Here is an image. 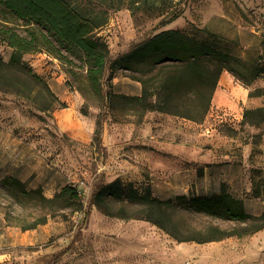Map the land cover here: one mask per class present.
I'll return each instance as SVG.
<instances>
[{
	"label": "rangeland",
	"instance_id": "1",
	"mask_svg": "<svg viewBox=\"0 0 264 264\" xmlns=\"http://www.w3.org/2000/svg\"><path fill=\"white\" fill-rule=\"evenodd\" d=\"M82 2L90 4L89 0ZM181 8L183 14L163 27L161 24L168 20L170 8L152 13L123 5L110 11L108 24L99 30V36L107 41L112 59L161 30L177 29L201 41L216 43L248 66L264 61V0H184ZM12 51L0 43V56L5 62H9ZM43 53L26 54L24 60L27 68L48 84L55 97L46 91H43L46 101L25 97L30 83L18 71H7L0 77V139L23 140V146L33 153L32 158L28 154L22 156L21 150L13 157L6 155L13 160L18 176L5 175L2 168L0 171V264H264V230L213 243H179L150 222L108 216L93 207L91 197L95 188L117 178L133 182L141 194L148 188L153 196L165 201H175L184 191L177 193V180L169 176L171 171L159 169L163 168L159 161L151 164L147 160L154 168L152 171L133 167L122 171L113 166L116 156L107 153L103 140L107 122L119 123L122 127L136 122L131 113L109 110L106 99L110 92L123 89L135 92L142 87L131 78V73L118 70L110 80V71H107L102 92L98 94L88 82L81 62L69 71L71 68L59 59ZM234 66L242 79L249 78L243 65ZM223 73L214 97L218 91V96L226 95L228 104L234 100L237 107L219 106L231 113L223 122L213 114L215 108L210 110L196 132V145L191 153L212 164L231 161L235 166L233 177L239 184L234 186L235 192L243 197L250 214L261 216L264 213V126H250L242 120L245 109L264 107V75L251 82L244 79L243 83L230 71ZM231 80L235 86L225 94L222 91ZM47 103H50L49 110L41 111L39 104L46 106ZM60 112H68L62 121H74L77 128L64 130L57 115ZM155 122L165 124L161 120ZM142 123L136 127L139 129ZM171 129L172 133L174 129ZM132 132L133 140L143 136V131L133 129ZM171 133H165L168 139ZM139 147L143 148L139 150ZM159 148L171 150L150 142L149 145L139 143L135 150L130 148L132 157L130 153L126 155L129 166L138 162L139 155L152 154L159 159L162 157ZM6 177L21 180L28 191L40 188L48 199L64 187L73 186L82 196L84 209L75 211L55 205L56 215L51 217L52 204L17 196L3 184ZM197 189H202L201 185ZM126 204L129 212L139 207ZM122 206L121 202L111 204L114 210ZM170 211H174L170 212L171 218L182 230L202 229L209 224L223 229L241 225L186 211L180 205ZM44 215H48L45 224L23 229L40 222Z\"/></svg>",
	"mask_w": 264,
	"mask_h": 264
},
{
	"label": "trees",
	"instance_id": "2",
	"mask_svg": "<svg viewBox=\"0 0 264 264\" xmlns=\"http://www.w3.org/2000/svg\"><path fill=\"white\" fill-rule=\"evenodd\" d=\"M82 1L0 0V43L13 50L9 62L0 56V77L7 71L24 74L30 83V88L24 92L28 99L36 101L39 97L46 101L43 91L55 97L48 84L28 69L24 60L26 54L43 52L50 58L59 59L71 68L69 71L77 67L78 61L81 62L88 82L98 94L102 92L107 71H110V80L118 70L131 73V78L142 86L141 95L110 92L106 95L107 107L111 111L120 109L131 113L138 125L149 112L202 122L210 111L225 70L243 83L244 79L251 82L264 75L263 60L248 66L235 55L220 49L216 43L201 41L177 29L161 30L112 59L107 41L99 36V30L108 24L111 10L128 5L132 10L162 13L170 8L168 20L161 24L164 27L183 14L181 5L184 0H89V5ZM234 65H243L250 74L249 78L242 79ZM37 88L39 91L36 92ZM49 107L50 103L46 106L39 104L41 111H47ZM242 123L264 126V107L245 109ZM3 184L17 196L52 204L51 217L56 215L55 205L75 211L84 209L79 190L70 185L48 199L40 188L28 191L17 178L6 177ZM113 202H121L123 206L114 210L111 207ZM126 202L139 207L129 212ZM91 205L108 216L150 222L179 243H213L264 230V213L261 216L250 214L244 201L225 188L211 197L180 195L175 201H165L153 196L148 188L145 194H141L133 182L117 178L95 188ZM179 205L186 211L241 225L223 229L209 224L202 229L182 230L170 213ZM47 219L48 215H44L40 222L23 229L45 224Z\"/></svg>",
	"mask_w": 264,
	"mask_h": 264
},
{
	"label": "crops",
	"instance_id": "3",
	"mask_svg": "<svg viewBox=\"0 0 264 264\" xmlns=\"http://www.w3.org/2000/svg\"><path fill=\"white\" fill-rule=\"evenodd\" d=\"M41 55L46 56L44 54ZM224 74L225 73H223V75ZM234 86L235 84L231 80L226 84V90L224 89L222 92L227 94L228 92H231L230 88ZM220 88L221 85H219L218 90ZM141 91L142 87H138L135 92L123 89L116 90L115 93L140 96ZM217 93L218 91L216 92V95L212 101L210 110L219 106H231L234 108L237 107V104L234 100L232 103L230 102L228 104L229 98L226 97V95L218 96ZM63 99L65 100L66 98ZM65 113L67 114L68 112H60L59 114H57L59 117V121H61V127L66 131L77 128V124H75L74 121H71L70 123L62 121V119L66 115ZM71 115H73L74 118V114L72 113ZM145 118V122L142 123L143 125L139 129L136 127L137 124L134 122H130L128 126L127 124H125L124 127H122V124L119 123L107 122L104 128L103 140L104 146L107 147V153H113V155L116 156V158H114L113 160L115 161L113 166L119 167L118 169L122 171H130L131 167L143 171H152L154 169L151 166L152 162L159 161L161 167H163L159 169H161V171H171L169 172V176H174V178L177 180V185L175 188L178 191L177 193L184 191L182 192L184 193L182 195H198L203 197H211L214 194L219 193L222 188H225L235 197H241L240 199H243V197L240 194H237V192H235L236 190L234 189V186L238 187L239 184L235 182L236 179L233 177L235 166L231 161L221 162L220 164H212L213 162H209L207 161V159H197L195 155L191 153L196 145L194 143L196 132L198 128L202 126V123L204 121L194 122L177 116L158 112H149L148 115L145 116ZM154 120L164 121L165 124H158ZM171 128L174 129L172 133ZM133 129L134 131H136V129L137 131H143L141 133V135L143 136L138 139L135 137L133 140L131 136L133 135ZM169 132L172 134L170 135V139H168L167 135L165 134ZM149 142L156 143L161 146L163 145V147H170L171 150L159 148L158 151L162 153V155H160L162 157H159V159H156V156L152 154H150L149 156L139 155L140 159L137 160L138 162H132L129 166L130 161L128 160V156L126 155L130 153L129 156L132 157L130 148L131 150H135L137 149L139 143L149 145ZM23 145H25L23 143V140L17 138L0 139V171H3L1 170V168L4 169L3 172L5 175L13 177L18 176L17 170L13 168L16 167L15 164H13V160L7 159L6 155L13 157L15 156L16 151L21 150V152L23 153L22 156L28 154V156L32 158L33 153L30 152L31 149H29L28 147H24ZM141 148L143 147H139V150ZM185 150H187V152H184ZM170 154H172L173 156L166 157ZM143 157H145V159H143ZM147 160H149L151 164H148ZM1 161H4V163L1 164ZM109 161H111L110 155ZM160 174L165 175V173ZM199 185H201L202 189L195 190V188Z\"/></svg>",
	"mask_w": 264,
	"mask_h": 264
},
{
	"label": "built area",
	"instance_id": "4",
	"mask_svg": "<svg viewBox=\"0 0 264 264\" xmlns=\"http://www.w3.org/2000/svg\"><path fill=\"white\" fill-rule=\"evenodd\" d=\"M47 57H49V56H47ZM213 114H215L216 118L221 119V122L226 121L231 116V113L227 108H221V107H216L213 110Z\"/></svg>",
	"mask_w": 264,
	"mask_h": 264
}]
</instances>
